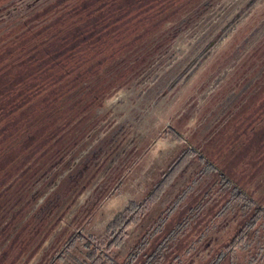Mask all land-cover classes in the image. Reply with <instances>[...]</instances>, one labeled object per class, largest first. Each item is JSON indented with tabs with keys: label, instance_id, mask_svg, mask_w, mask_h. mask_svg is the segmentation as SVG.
Instances as JSON below:
<instances>
[{
	"label": "rangeland",
	"instance_id": "obj_1",
	"mask_svg": "<svg viewBox=\"0 0 264 264\" xmlns=\"http://www.w3.org/2000/svg\"><path fill=\"white\" fill-rule=\"evenodd\" d=\"M51 1L0 0V32ZM186 18L29 187L15 264H94V249L95 264H214L224 250L218 264H264V0H206ZM144 202L109 249L115 218Z\"/></svg>",
	"mask_w": 264,
	"mask_h": 264
},
{
	"label": "trees",
	"instance_id": "obj_2",
	"mask_svg": "<svg viewBox=\"0 0 264 264\" xmlns=\"http://www.w3.org/2000/svg\"><path fill=\"white\" fill-rule=\"evenodd\" d=\"M205 1L52 0L0 32V264L21 259L11 252L19 241L15 228L29 209L25 196L38 176L64 156L68 134L76 137L83 116L139 75L152 53ZM146 208L145 202L131 203L115 218L109 249ZM95 252L89 255L94 264L100 255ZM226 253L221 251L218 259ZM158 254L144 264H152Z\"/></svg>",
	"mask_w": 264,
	"mask_h": 264
}]
</instances>
